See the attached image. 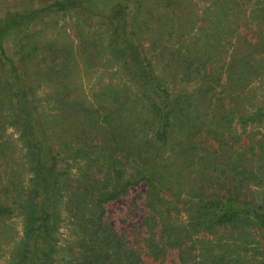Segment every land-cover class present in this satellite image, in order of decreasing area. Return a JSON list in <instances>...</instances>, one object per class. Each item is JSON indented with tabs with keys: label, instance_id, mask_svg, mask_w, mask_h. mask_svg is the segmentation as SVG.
Instances as JSON below:
<instances>
[{
	"label": "rangeland",
	"instance_id": "obj_1",
	"mask_svg": "<svg viewBox=\"0 0 264 264\" xmlns=\"http://www.w3.org/2000/svg\"><path fill=\"white\" fill-rule=\"evenodd\" d=\"M52 1L0 0V21H13L18 15L43 8ZM253 1L230 0L229 10L239 13L240 19L232 18L230 11L227 19L229 29L234 27L232 21L236 24L232 35L237 31L242 40L250 43L255 42L256 20L262 18L261 15L259 19L251 18L256 15L249 12ZM115 2L125 8L114 10ZM80 5L58 12L47 9L16 23H6L8 26L0 38L3 52L0 53V87L3 84L11 92L26 94L36 116L54 140L51 141L53 151L59 154L54 172L55 194L50 216L45 221L48 230L38 240L34 234L41 215L35 203L33 163L28 162L25 137L0 88V264H57L80 256L84 225L91 220L87 206L90 197L89 192L75 193L74 187L88 173L81 177L84 159L72 162L56 147L62 140L58 138L65 135L55 131L58 127L55 125L61 123L55 119L60 108L56 99L82 98L87 103L93 101L90 108L94 109L123 84L129 85L127 93L132 92L130 77L136 51L143 65L151 66L161 88L190 93L198 88L199 78L180 79L174 70L180 60L175 51L180 49V57L185 56L187 50L201 44L200 37L210 40L213 24L216 25L217 15L211 0H92ZM114 13L115 18L110 22L108 18ZM120 16L124 26L120 27L119 34L116 22ZM120 35L126 39L125 43ZM209 40L204 47L210 45ZM127 42H131L130 47ZM117 47L123 52L119 53ZM240 101L242 112L254 114L255 120L243 126L244 130L234 124L230 145L241 147L240 158L244 162L251 159L253 166L244 164L245 169L238 176L227 172L223 168L225 154H222V149H227L219 148L216 141L208 139L210 148L215 147L218 164V172L210 171L208 176L214 178L216 189L221 193L231 188L229 195L233 197L239 191L241 202L264 211V115L259 117L261 109H258L264 104V74L250 73ZM68 128L74 129L70 120ZM205 136L208 138L205 134L202 137ZM61 138L68 143V139ZM257 159L261 170H257ZM236 185L240 188L231 192ZM102 207L100 223L114 231L145 264H180L177 250L166 246L159 237L155 218H151L145 205L144 183L128 186L124 194L104 202ZM194 236L202 241L196 244V249L206 242L210 248L204 252L196 250L195 257L187 264L193 261L195 264H264V227L250 219H243L232 228L214 227L213 232H197Z\"/></svg>",
	"mask_w": 264,
	"mask_h": 264
},
{
	"label": "trees",
	"instance_id": "obj_2",
	"mask_svg": "<svg viewBox=\"0 0 264 264\" xmlns=\"http://www.w3.org/2000/svg\"><path fill=\"white\" fill-rule=\"evenodd\" d=\"M86 1L92 0H54L43 8L18 15L13 21H0L4 22L0 24V38L8 26L6 23H16L47 9L58 12L81 7L80 4ZM115 4L114 10L125 8L120 2ZM252 4L249 12L256 15L251 18L259 19L260 15L263 18L256 20L255 42L242 40L237 31L232 35L236 24L232 21L234 27L229 29V11L234 16L232 18L240 19V16L229 10L230 0H211L217 15L212 38L200 37L201 44L187 50L185 56L180 57V49L175 51L180 60L174 70L180 79L199 78L198 88L190 93L161 88L153 77L151 66L143 65L136 51L130 77L134 86L132 92L127 93L129 85L123 84L119 92L110 94L94 109L90 108L93 101L88 104L82 98L56 99L60 108L55 119L61 123L55 125L58 126L55 131L65 135L58 138L62 140L55 146L72 162L84 159L81 177L88 174L74 189L79 195L89 192L90 205L87 206L91 211V220L84 225L80 256L63 259L57 264H145L114 231L100 223L102 204L121 196L128 186L138 183L145 185V205L151 218H155L159 237L166 246L177 250L180 264L192 260L196 250H209L207 242L196 249V244L202 242L194 236L197 232L210 233L214 227L232 228L243 219L264 227V211L241 202L239 191L234 192L233 197L229 195L231 188L221 193L216 189L214 178L208 176L210 171L218 172L214 156L217 152L215 147L210 148L209 140L216 141L219 148L227 149H222L225 154L223 168L227 172L238 176L245 169L244 164L249 168L253 166L251 159L244 162L240 158L241 147H231L233 125L244 130L243 126L255 120L254 114L242 112L240 101L250 73L264 74V0H254ZM231 5L234 4L231 2ZM114 18L115 13L108 19L113 22ZM116 25L119 33L120 27L124 26L121 16ZM122 36L119 38L125 43ZM208 40L210 45L204 47ZM127 46L130 47L131 42H127ZM117 49L119 53L123 52L119 47ZM0 53L3 54L1 46ZM0 88L10 105L13 119L19 123L21 135L25 137L28 162L33 163L35 203L41 215L34 237L39 240L48 230L45 221L50 216L55 194L57 181L54 172L59 154L53 151L51 141L54 140L36 116L35 107H31L26 94L11 92L3 84ZM258 109H261L259 117L263 116L264 104ZM69 120L74 129L68 128ZM204 134L208 138L202 137ZM61 137L68 139V143ZM255 162L258 166V159ZM260 167L257 170H261ZM89 175L93 177L89 178ZM238 188L239 185L233 186L231 192ZM78 226L83 223L78 222Z\"/></svg>",
	"mask_w": 264,
	"mask_h": 264
}]
</instances>
